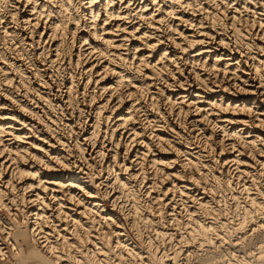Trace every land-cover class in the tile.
I'll list each match as a JSON object with an SVG mask.
<instances>
[{
	"label": "bare ground",
	"instance_id": "bare-ground-1",
	"mask_svg": "<svg viewBox=\"0 0 264 264\" xmlns=\"http://www.w3.org/2000/svg\"><path fill=\"white\" fill-rule=\"evenodd\" d=\"M231 167L257 190L232 215L209 180ZM262 172L264 0H0V260L263 264Z\"/></svg>",
	"mask_w": 264,
	"mask_h": 264
},
{
	"label": "rangeland",
	"instance_id": "rangeland-1",
	"mask_svg": "<svg viewBox=\"0 0 264 264\" xmlns=\"http://www.w3.org/2000/svg\"><path fill=\"white\" fill-rule=\"evenodd\" d=\"M67 136V135H66ZM13 166L14 165H12V167H10V168H8V171H10V169L12 170L13 169ZM233 167V166H232ZM232 167H231V169H229V172L230 173H228L229 174V177L230 178H228V180L229 181H233L232 183L231 182H229V181H227L226 179L224 180L223 179V183H222V181H221V183L224 185H222V184H220L219 182H217V181H212V180H214V179H212L211 180V178H209V180L211 181V182H213V183H211L210 181H208V180H206V182H204V183H206V184H209V182H210V185H216L217 187V195H216V197H215V200L214 201H218V199H219V205H222V203H224L225 201V203H228V204H225L226 206H230L228 209H229V213L228 214H231L230 212H232V214H234V213H238L240 210H241V207H242V205L244 204L243 202H242V197L243 196H245V193L246 192H252L253 191V193L256 191V193H257V190H255V187H254V185L251 187L250 186V184H251V178H247L246 179V177H244V176H240V177H237L238 176V174H237V172H235L236 170L233 168L232 169ZM147 170L149 171L150 170V168L148 169L147 168ZM234 170V171H233ZM251 170H253V171H255V172H257V173H261V171H259L260 169L259 168H256V170H254V169H251ZM7 170H6V172H8ZM233 171V173H231ZM253 171H251V173H254L255 174V172H253ZM263 173V172H262ZM231 175V176H230ZM232 175H234V177L232 176ZM262 175H264V173L262 174ZM106 176H108L107 174H106ZM112 177V174H109V178H111ZM232 177V178H231ZM244 177V178H243ZM262 177V176H261ZM262 178H264V176L262 177ZM262 178H260V179H256L257 180V183L255 182V184H257V186H259V187H261L262 188V192L264 193V190H263V185H264V179H262ZM231 179V180H230ZM232 179H234V180H232ZM243 181H242V180ZM245 180H247V184L245 185ZM251 180V181H250ZM259 180H261V181H259ZM99 181H102V180H99ZM99 181H97V182H95L94 184H93V186H92V188H93V190L96 192V198L101 202V204H102V206L106 209V210H108V211H110L111 213H114L116 216H117V218L120 220V222L122 223V226H123V228H124V231H125V233L128 235L127 237H128V239H130L129 241L130 242H132L134 245H136V247L138 248V250H140L141 252H144V254L146 253V255H148L147 253H148V250H147V248H146V246L144 245V243L139 239V236L137 235V231L135 230V228H133L132 226H131V224H130V219L124 214V212H127V210L130 208V207H128V206H131V199H130V197H121V198H119V199H117L116 201H114V198L112 199V197H114L115 195H113L114 193H115V191L116 190H114V187L112 186H110V184L108 185L107 184V182H99ZM226 181V182H225ZM249 181V182H248ZM208 182V183H207ZM242 182V183H241ZM98 183V184H97ZM241 183V184H240ZM244 183V184H243ZM263 185H262V184ZM101 184V185H100ZM103 184V185H102ZM107 184V185H106ZM221 186H220V185ZM233 184H236V185H233ZM242 184H243V186H242ZM106 187H108V188H106ZM142 185V184H141ZM95 186V187H94ZM111 188H110V187ZM232 186V187H231ZM242 186V187H241ZM247 187V186H250V188H252V189H250V190H252V191H247V190H245V188L244 187ZM222 187V188H221ZM223 187H224V189H223ZM228 187V188H227ZM229 188H230V190H229ZM237 188V189H236ZM238 188H240V189H238ZM224 191H223V190ZM235 189V190H234ZM111 190V191H110ZM141 190H143V188L141 187ZM139 191L138 193H140V194H142V191ZM225 190H227V191H225ZM228 190H229V193L230 192H233V193H230L231 195H235V194H237V195H239L236 199L234 198V197H231L230 196V194L229 193H226V192H228ZM232 190V191H231ZM238 190V191H237ZM76 192H78V195L79 196H81V192L80 191H78V189L77 190H75ZM106 191V192H105ZM221 191V192H220ZM237 193H236V192ZM80 192V193H79ZM239 192V193H238ZM224 194V195H226L227 197L225 198V199H222L221 197H220V195L221 194ZM235 193V194H234ZM259 193V192H258ZM241 194V195H240ZM244 194V195H243ZM48 196V197H47ZM46 196V198H47V201H49V202H51L53 205H56L55 203H56V200H55V202H54V200H53V198H51L50 197V194H48ZM217 196H219V197H217ZM236 196V195H235ZM142 198H143V196H142ZM63 199H64V202H67L68 204L67 205H70L69 203V200H67L66 201V198L65 197H63ZM119 200V201H118ZM142 200H144V198L142 199ZM240 202H239V201ZM263 200H264V198H263ZM129 202V203H128ZM238 202V203H237ZM71 203H72V201H71ZM114 203H116V204H114ZM217 203V202H216ZM119 204H124L125 205V207H127L126 209L124 208V205H122L121 206V208H119L120 206H119ZM218 204V203H217ZM239 204V205H238ZM240 204H242L241 206H240ZM119 206V207H118ZM18 206H15L14 204H12L11 206H10V209H11V211H13V213H15L16 214V217L20 220L21 219V216H22V214H26V213H28L29 212V210H30V204H28L27 205V203L26 204H24L21 208L22 209H20L19 207L17 208ZM236 207V208H235ZM124 208V209H123ZM124 211H123V210ZM237 211V212H236ZM23 212V213H22ZM71 212H72V214L74 213L75 214V212L73 211V210H71ZM71 212H69L70 214H71ZM146 212L145 211H143V214H145ZM0 214H2V215H4L5 217H7L8 218V214H6V212L3 210V209H1V207H0ZM74 214H73V216H74ZM231 214V215H232ZM146 215V214H145ZM231 215H227V216H231ZM81 215H77V217L79 218ZM9 218H10V216H9ZM139 224L140 223H142L143 221L145 222L146 220H140L139 219ZM142 221V222H141ZM148 221H146V223H143V224H141V228H139L140 229V231L142 232V237L143 236H147V235H150V234H155V231H154V229H153V225H151V223H147ZM145 224V225H144ZM153 224V223H152ZM143 225V226H142ZM147 225V226H146ZM151 226V227H148V226ZM63 226V225H62ZM144 226L146 227V228H144ZM97 227V226H96ZM148 227V228H147ZM174 228V227H173ZM84 229V228H83ZM82 229V230H83ZM94 229V231H95V227L93 228ZM143 231H142V230ZM178 228H175V230H172V231H174V232H178V230H177ZM146 230V231H145ZM150 230V231H149ZM152 230V231H151ZM177 230V231H176ZM264 230V229H263ZM83 231H85V230H83ZM87 231V230H86ZM85 231V232H86ZM93 230L91 229V232H92ZM92 232L94 235H95V232ZM172 231H168V232H172ZM91 232H87L89 235H93ZM146 232V233H145ZM149 234H148V233ZM87 233H84L83 235H84V239L86 238V236H89ZM257 234H259L258 232H255V234H254V236L256 237V236H258ZM1 235V234H0ZM66 236H69L70 237V235H66ZM88 237V238H91L92 239V237ZM83 238V237H82ZM160 241V239L159 240H157V241H155V242H157V244L155 243V246L156 245H158V246H160V247H162V244H161V242H159ZM165 243V242H164ZM163 243V247H164V245L167 247L168 246V244L166 245V243L164 244ZM74 246V244H71L70 245V247H72V248H74V247H76V246ZM189 245V244H188ZM186 246V245H184L183 246V248H181V249H183V250H198L197 251V253H199V254H201V253H205V250L204 249H206V248H208V246H201V247H199L197 244H196V246H194L195 244H190V246ZM197 246L200 248V249H198L197 248ZM213 246V245H212ZM69 247V246H68ZM159 247V248H160ZM194 247V248H193ZM214 247V246H213ZM209 247V249H211V250H214V252H216V253H218L221 249L223 250V249H225L224 248V246H216L217 248H218V250L216 249V247ZM220 247V248H219ZM221 247H223V248H221ZM78 248H79V246H78ZM167 248H169V246L167 247ZM68 249H71V248H68ZM76 249H77V247L76 248H74V249H72L71 251H73V252H76ZM80 249V248H79ZM203 249V250H202ZM215 249H216V251H215ZM242 250V249H241ZM218 251V252H217ZM43 254H45V253H43ZM78 253L76 252V255H77ZM49 258V257H48ZM179 259V260H178ZM191 262V261H190ZM190 262L189 261H187V260H184V259H182V258H180V257H178L177 258V261L175 262V264H190ZM193 262V261H192ZM191 262V263H192ZM0 264H16L15 263V260L10 256V253H8V255L6 256V258L5 259H3V260H0ZM28 264H35L34 262H29ZM167 264V263H166ZM193 264V263H192ZM222 264V263H221ZM232 264V263H231ZM264 264V263H263Z\"/></svg>",
	"mask_w": 264,
	"mask_h": 264
},
{
	"label": "water",
	"instance_id": "water-1",
	"mask_svg": "<svg viewBox=\"0 0 264 264\" xmlns=\"http://www.w3.org/2000/svg\"><path fill=\"white\" fill-rule=\"evenodd\" d=\"M10 256L13 258V255L12 254H10Z\"/></svg>",
	"mask_w": 264,
	"mask_h": 264
}]
</instances>
